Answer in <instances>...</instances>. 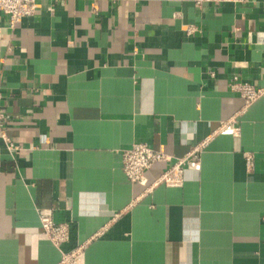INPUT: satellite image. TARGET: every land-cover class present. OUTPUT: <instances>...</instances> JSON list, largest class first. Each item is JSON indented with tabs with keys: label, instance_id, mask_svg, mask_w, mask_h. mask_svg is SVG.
Masks as SVG:
<instances>
[{
	"label": "crops",
	"instance_id": "0c3cea01",
	"mask_svg": "<svg viewBox=\"0 0 264 264\" xmlns=\"http://www.w3.org/2000/svg\"><path fill=\"white\" fill-rule=\"evenodd\" d=\"M193 26L194 32L187 34ZM213 74V77L210 76ZM264 0H39L0 12V264H59L37 209L69 227L83 264H264ZM235 117L239 135L220 134ZM207 139L180 187L130 183L120 152L173 160ZM253 156L249 171L243 154Z\"/></svg>",
	"mask_w": 264,
	"mask_h": 264
},
{
	"label": "built area",
	"instance_id": "2783aa9c",
	"mask_svg": "<svg viewBox=\"0 0 264 264\" xmlns=\"http://www.w3.org/2000/svg\"><path fill=\"white\" fill-rule=\"evenodd\" d=\"M39 0H0V12L7 17V28L15 30L25 19L34 15L37 2ZM246 0H192L194 7L200 8L204 5H213L215 7L232 4L242 5ZM193 26L187 28L186 33L189 35L194 32ZM213 77V74L210 73ZM228 90L237 94L244 103V109L264 97V87H257L246 81L241 80L237 75L230 78L227 84ZM1 98V97H0ZM6 117L0 110V140L6 143L8 150H16L8 142L6 133ZM220 134H227L237 137L239 128L235 117L221 122L218 128ZM207 139L199 146L192 149L185 157L177 160L157 151L145 143H135L129 148L120 152L121 170L127 180L132 184H138L143 187L147 186L145 172L158 163L167 164L163 173L149 186L146 190H151L157 185L165 187H180L183 181V171L186 167L196 168L198 154L206 145ZM247 169L250 171L254 166L253 156L249 153L243 154ZM39 225L50 243L60 252L61 258L59 264H83L84 245L77 247L74 251L65 253L61 247L69 241V227L65 223H55L51 209H37Z\"/></svg>",
	"mask_w": 264,
	"mask_h": 264
}]
</instances>
